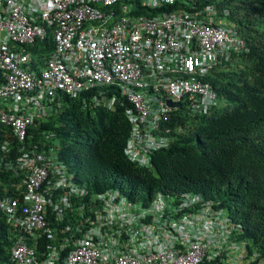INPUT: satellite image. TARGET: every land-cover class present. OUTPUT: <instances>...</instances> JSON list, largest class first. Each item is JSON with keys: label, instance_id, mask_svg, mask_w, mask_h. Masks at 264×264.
<instances>
[{"label": "built area", "instance_id": "2783aa9c", "mask_svg": "<svg viewBox=\"0 0 264 264\" xmlns=\"http://www.w3.org/2000/svg\"><path fill=\"white\" fill-rule=\"evenodd\" d=\"M119 1L0 0V123L20 141L32 123L30 113L52 102L57 92L73 96L113 76L139 81L141 64L154 90L173 100L190 89L203 92L197 75L218 60L225 31L181 11L134 18L129 3L115 16L99 8ZM161 2L174 0L147 5L157 8ZM201 13L214 23L211 7ZM46 40L52 46L40 54L37 71L28 49ZM169 54L176 65L166 62ZM180 74L192 76L183 80ZM12 166L23 173V192L0 196V213L17 230L12 264H202L214 258L212 230L200 226L197 216L175 221L164 210L167 202L160 211L153 204L131 205L113 192L86 200L88 192L71 181L52 149L34 146L5 163Z\"/></svg>", "mask_w": 264, "mask_h": 264}, {"label": "trees", "instance_id": "16d2710c", "mask_svg": "<svg viewBox=\"0 0 264 264\" xmlns=\"http://www.w3.org/2000/svg\"><path fill=\"white\" fill-rule=\"evenodd\" d=\"M202 1L230 10L229 20L237 24L249 50L233 53L231 61L206 78L219 98L216 107L195 119L188 132L173 133L170 147L152 156L151 169L139 168L124 156L130 131L124 106L113 112L90 111L80 100L64 98L57 113L29 129L32 137L23 146L45 142L57 148L76 179L93 193L123 182L130 191L148 196L192 191L219 200L238 228L232 231L233 240L246 245L247 259L259 253L252 263L259 264L264 260V0ZM139 2H132L135 15L145 11ZM147 11L144 14H159ZM35 44L43 46L40 49L52 46ZM36 48L29 51L36 55ZM189 121L181 109L171 114L169 126L186 130ZM7 140L10 156L19 155L22 144L0 125L1 197L15 196L19 182L2 167L6 160L1 148ZM16 235L0 214V264H12L10 247Z\"/></svg>", "mask_w": 264, "mask_h": 264}, {"label": "clouds", "instance_id": "9594fccd", "mask_svg": "<svg viewBox=\"0 0 264 264\" xmlns=\"http://www.w3.org/2000/svg\"><path fill=\"white\" fill-rule=\"evenodd\" d=\"M133 1L135 0H121L110 7L99 8L107 13L113 12V16H115V11H118L119 15L122 14L123 11L120 7L129 3L132 5L131 13L134 18H138L139 16L158 17L181 11L182 13L194 15L193 18L197 21H202L209 26L216 25L225 31L227 40L222 52L219 54L218 60L201 76L197 75V78L194 76L200 83L203 92L200 90L190 89L187 90L188 92L186 94L182 95L180 100H173V98L169 97L167 93H158L154 90L152 85L149 83L150 79L147 76L148 70L141 64V66L138 65L139 72L142 74L139 81L126 83L113 76L108 81L100 82L98 86L77 92L73 96L63 92L58 94L57 92V96L52 102H43V107H41L40 110L30 113L32 116V123L28 126L26 136L21 141L14 135L10 126L0 123L1 126L7 128L11 132L12 138L17 143L22 144V147L19 150L20 154L14 157L10 156L12 146L9 145L8 140L3 143L1 148L2 152L5 154L3 160H6L2 167L10 171L17 177V179H19V182H17L16 185L15 196H18V194L23 192V188L19 185L22 181L23 173L15 166H12L10 169L5 167V163L14 162L17 158L23 155L25 151L32 149L34 146L39 147V149H52L54 151L56 161L62 167L64 172L71 176V181L78 186L84 187V189L88 192V198H86V200L92 198V195L113 192L131 205L150 207L153 204L156 205L157 210L160 209V211H162V207L164 208V202H167L168 206L165 207L164 210L173 220L178 221L185 214H193L201 220V222H199L200 226L206 225L212 230L214 239V246L212 247L214 250V258L210 261L206 260L202 264H252L257 258H259V253L254 252L251 257L247 259L248 252L246 245L237 243L236 240H233L232 238V231L235 229L238 230V228L235 226L234 221H232L231 216H229V214L222 209L219 200L207 198L199 192L192 191L182 193H166L157 191L153 192L151 196H148L146 194L144 195L138 192L130 191L123 182H117L116 186L110 187L103 192L93 193L87 190L84 183H81L76 179L74 172L67 167L63 159L59 156L60 154H58L57 148L52 146L48 147L45 142L43 145L29 142L26 147L23 146L27 140L32 137V133L29 129L37 123L46 121L49 116L57 113L63 105L64 98L71 100L78 99L81 101L83 109L90 111L103 109L105 111L113 112L117 109V107L124 106L125 117L130 125L129 136L124 149V156L128 162L139 168L151 169L152 156L155 153L166 150L170 147L173 143V133L181 134L185 131L178 125L174 127L175 129L172 126H169L171 114L173 112L182 109L186 113L187 117L190 118L191 121L193 120V122L189 121L192 126V123L194 125L195 119L199 116H207L213 111V106L215 105L216 107V104L219 102V98L215 94L212 85L206 81V78L218 66L224 62L231 61L233 53H247L249 50V48L246 47V43L242 38V34L240 33L237 24L229 20L231 16L230 10L227 7L214 3L203 2L202 0H174L173 4L161 2L157 8L149 7L147 5V3L149 4V0H140L139 4L142 9L145 11L150 10L153 12H159V14L135 15L133 14V11L137 8V6L134 8V4L132 3ZM168 7H172L171 10L168 9ZM207 7H211L215 12L212 17L214 19V23L210 22V19L205 13H201ZM45 42H48V40ZM45 42L41 43L44 45ZM227 42H229V45H227ZM30 48L32 49V47ZM38 48H36V50ZM29 50L30 49H28V51ZM48 51L49 50L47 49H40L37 50L38 53L36 55H33L29 51L31 65L35 70H40L43 64V61L38 59L40 58V54H46L45 52ZM164 58L169 65L177 64L174 54H169L167 57L164 56ZM165 76L167 78L173 77V75H169L168 73H166ZM180 76L183 80H185L189 79L192 75L180 74ZM192 95H196L195 99L191 97ZM95 98L97 99L96 101ZM168 101L178 103L179 106L172 107L168 104ZM136 102L145 108V111H140L135 104ZM7 105L6 108H8ZM62 223L63 225L71 224L69 222L66 224V221H62ZM259 264H264V260L259 262Z\"/></svg>", "mask_w": 264, "mask_h": 264}, {"label": "rangeland", "instance_id": "374dc122", "mask_svg": "<svg viewBox=\"0 0 264 264\" xmlns=\"http://www.w3.org/2000/svg\"><path fill=\"white\" fill-rule=\"evenodd\" d=\"M142 13L144 14V13H146V11H144ZM36 47H39V49L42 48L40 44H36V46L34 48H36ZM190 127H191V123L189 122L188 125H187V128H186L185 132H188V130H189Z\"/></svg>", "mask_w": 264, "mask_h": 264}, {"label": "water", "instance_id": "95a60500", "mask_svg": "<svg viewBox=\"0 0 264 264\" xmlns=\"http://www.w3.org/2000/svg\"><path fill=\"white\" fill-rule=\"evenodd\" d=\"M168 104H169L170 106H172V107H177V106H179L178 103H172V102H170V101H168Z\"/></svg>", "mask_w": 264, "mask_h": 264}]
</instances>
